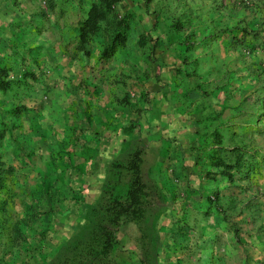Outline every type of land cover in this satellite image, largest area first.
<instances>
[{"label": "rangeland", "instance_id": "1", "mask_svg": "<svg viewBox=\"0 0 264 264\" xmlns=\"http://www.w3.org/2000/svg\"><path fill=\"white\" fill-rule=\"evenodd\" d=\"M207 1L0 0V69L20 82L0 96V113L19 110L16 122L21 119L32 144L14 153L0 137V264H57L89 238L90 224L101 219L89 212L106 166H92L87 145L98 141V133L122 127L139 128L143 137L134 149L141 150L147 195L143 214L110 225L114 248L106 264H217L202 246L186 241L188 231L207 219L188 211L191 200L208 196L218 199L220 217L242 247V264H250L243 230L249 223L239 226L236 207L255 214L264 207V66L248 61L247 47L239 70H206L208 38L217 32L210 19L224 6L214 0L208 7ZM247 2L240 0L242 9ZM95 3L110 5L117 20L126 18L128 33L117 40L118 27L107 16L82 50L80 22ZM165 102H172L170 184L164 181L170 153L159 155L153 140ZM219 145L253 156L249 168L232 171L233 182L205 176ZM170 206L172 214L158 213ZM170 223L179 230L173 244Z\"/></svg>", "mask_w": 264, "mask_h": 264}, {"label": "crops", "instance_id": "2", "mask_svg": "<svg viewBox=\"0 0 264 264\" xmlns=\"http://www.w3.org/2000/svg\"><path fill=\"white\" fill-rule=\"evenodd\" d=\"M222 1L224 6H221L222 9L218 11L219 14L214 19H210V22H214L211 26L212 30L215 29L217 32L215 36L208 38L210 41H208L204 60L206 70L208 72L221 71L225 68H231L233 71L235 69L239 70L242 64V50H245L247 47L250 48L251 52L248 61L255 64L261 63L264 66V0H246L248 4L246 3V8L244 9L241 8L240 0H231V2L230 0ZM213 2L214 0L207 1V6L210 7ZM215 2L219 4V0ZM230 3H232L231 10H229ZM11 20L14 21L12 18ZM206 28H209L208 22ZM208 35H211L209 29L206 36L209 37ZM7 93L8 91L3 92L0 90L1 97L7 95ZM12 111L13 109L2 110L0 113V120L2 117H6V115L13 118L12 123L8 126L9 128L16 124L17 112L13 113ZM158 111L161 113V120L157 122L159 127L154 132L156 136H154L153 140L158 145L157 153L159 155L160 152L164 151H169L170 153L171 166L168 167L169 174L165 176L166 180H164L170 184L172 182V102L163 103ZM27 114L28 111H24L23 117H27ZM14 119L15 121H13ZM18 125L19 129L15 131L24 136L20 138L21 141H24V148L20 151L22 153L26 147L29 149L32 144L29 140V134L22 132L23 122H21V119ZM138 131L139 128L129 131L123 127L120 129L111 128L100 133L94 131V133H98V141H95L93 145L88 143L87 147L94 152L92 156L87 158L88 161H93V167L97 164L103 169L111 161L124 158L143 138ZM174 131L176 130L174 129ZM1 133H3V128L0 125ZM191 161L192 159L188 158V169L192 168ZM93 176L95 177L96 175H92L90 181L94 179ZM154 178L159 186H161L162 178L158 174H154ZM97 189L100 190V186ZM169 196L171 197L172 193H166L165 198H170ZM253 209L247 206L236 207V213L239 216L237 221L239 222V226H245L246 223H249L248 227H243V230L248 232L246 234V241L248 242L252 259L250 260V264H264V233H261L264 231V207L256 214ZM188 211L203 215L202 211L197 210L193 205L188 208ZM158 213L172 214V206L168 207V209L163 208ZM206 218V222L201 223L196 229L191 228L188 231L190 234L186 239L187 243L196 246V249L202 246L204 255H214L216 258L213 261L217 264H242L244 261L243 255L240 252L242 247L239 250L234 244L233 238L228 232L230 230H228L227 224L220 215H215L213 210L210 216ZM241 220L244 222L242 225L240 224ZM166 230L170 233L168 237L170 239L169 242L173 244L179 230L172 223H170ZM160 234L161 231L157 236L159 238L158 242L161 240Z\"/></svg>", "mask_w": 264, "mask_h": 264}, {"label": "trees", "instance_id": "3", "mask_svg": "<svg viewBox=\"0 0 264 264\" xmlns=\"http://www.w3.org/2000/svg\"><path fill=\"white\" fill-rule=\"evenodd\" d=\"M146 2L148 3V0ZM107 16L112 17L118 27L117 40H120V42L125 40L129 27L127 19L117 20L118 16L113 13L110 5L107 4L103 7L95 3L92 4L86 18L80 22L79 42L82 50L99 30L100 23ZM113 46L114 44L110 50V55L114 53ZM7 72L5 68L0 69V90L3 92L9 91L14 85H20V82L8 80ZM26 75L34 76L31 72L26 73ZM197 88L200 89L199 86ZM17 111L19 110H13L12 112ZM7 116L2 117L0 120L3 128L0 137L6 138L14 153L20 152L24 148V141H21L20 138L24 136L15 131L19 129L17 122L13 127H8L13 118ZM217 149L221 150H214L210 154L209 165L211 170L205 174L210 182H215L217 177L226 178L228 182H233L235 176L232 171L236 170L240 173L243 168H249L248 160H253V156L245 158L242 150L238 148L229 150L219 145ZM215 151L224 152L223 158L219 154L215 155ZM140 163L141 150L133 149L128 154L126 161L116 159L106 165V174L100 185L99 196L90 207L89 212V215L93 214L94 217L98 213L101 214V219L96 217V221L90 224L89 238L71 248L69 250L70 254L63 257L57 264H106V260L114 248V237L113 232L109 229L110 225L115 227L120 224L123 218L132 219L140 216L139 214H143L142 208L145 205L147 194ZM1 170L0 168V173L4 172ZM0 189H2L1 175ZM191 204L197 210L202 211L205 217L210 216L212 210H214L215 215H222V210L218 206V199L212 196L206 197L202 202L191 200ZM149 231L154 235V223L149 224ZM153 235L152 237H154Z\"/></svg>", "mask_w": 264, "mask_h": 264}]
</instances>
